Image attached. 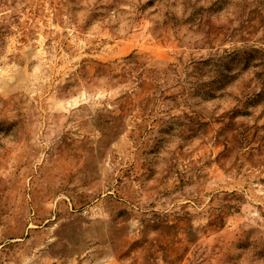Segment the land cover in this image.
<instances>
[{
  "label": "rangeland",
  "instance_id": "374dc122",
  "mask_svg": "<svg viewBox=\"0 0 264 264\" xmlns=\"http://www.w3.org/2000/svg\"><path fill=\"white\" fill-rule=\"evenodd\" d=\"M0 264H264V0H0Z\"/></svg>",
  "mask_w": 264,
  "mask_h": 264
}]
</instances>
